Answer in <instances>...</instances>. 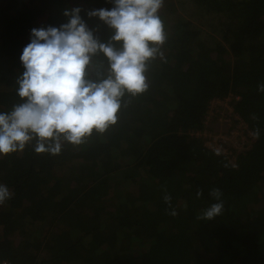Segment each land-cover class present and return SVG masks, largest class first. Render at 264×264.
I'll use <instances>...</instances> for the list:
<instances>
[{
  "label": "trees",
  "instance_id": "trees-1",
  "mask_svg": "<svg viewBox=\"0 0 264 264\" xmlns=\"http://www.w3.org/2000/svg\"><path fill=\"white\" fill-rule=\"evenodd\" d=\"M185 2L188 17L163 0V57L147 61V90L125 92L115 124L80 145L61 137L58 155L36 153V138L0 155V183L14 193L0 206V261L264 264V92L257 90L264 83V0ZM76 7L94 37L109 42L113 30L87 13L111 10L114 0H0V112L23 102L17 80L32 29L59 28L69 19L64 11ZM109 75L97 53L86 79ZM229 94L239 96L233 111L260 135L238 151L225 143L222 153L189 132L202 130L210 100ZM213 189L222 192L223 214L199 219L217 202Z\"/></svg>",
  "mask_w": 264,
  "mask_h": 264
},
{
  "label": "clouds",
  "instance_id": "clouds-1",
  "mask_svg": "<svg viewBox=\"0 0 264 264\" xmlns=\"http://www.w3.org/2000/svg\"><path fill=\"white\" fill-rule=\"evenodd\" d=\"M162 6L163 0H114L111 10L88 12L113 30L107 43L94 37L79 7L64 11L69 19L59 28L32 29L31 41L20 57L25 71L17 80V95L23 102L10 112H0V155L23 151L34 138L36 153L58 155L61 137L80 145L93 130L103 133L115 124L125 92L135 96L147 90V61L163 57L160 46L166 35L157 14ZM113 42L121 48L116 49ZM97 53L109 62L110 75L93 81L86 79V70ZM257 90L264 92V83ZM250 135L258 139L259 129ZM47 141L52 143L46 145ZM13 195L0 183V206ZM201 195L198 191L197 196ZM210 195L217 202L199 219L212 220L223 214L222 192L213 189ZM163 199L171 209L169 214L177 215L171 208V196L166 194Z\"/></svg>",
  "mask_w": 264,
  "mask_h": 264
},
{
  "label": "built area",
  "instance_id": "built-area-1",
  "mask_svg": "<svg viewBox=\"0 0 264 264\" xmlns=\"http://www.w3.org/2000/svg\"><path fill=\"white\" fill-rule=\"evenodd\" d=\"M239 100L238 95L229 94L223 99L214 98L209 101L208 109L203 119V128L199 131H190L189 136L200 138L203 146L214 151L225 153V143H228L237 151L240 150L249 139L250 131L238 114L233 111V103ZM218 127L214 133L211 127ZM0 264H10L7 260H1Z\"/></svg>",
  "mask_w": 264,
  "mask_h": 264
},
{
  "label": "rangeland",
  "instance_id": "rangeland-1",
  "mask_svg": "<svg viewBox=\"0 0 264 264\" xmlns=\"http://www.w3.org/2000/svg\"><path fill=\"white\" fill-rule=\"evenodd\" d=\"M172 1V3L174 4V7H175V9H176V12L178 11V13L180 14V13H183V14H187L186 16L188 17V13H191L190 12V6H189V4L188 3H186L185 2V0H171ZM185 3V4H182V3ZM193 12H194V10H193ZM197 12V11H196ZM195 13V12H194ZM185 16V15H184ZM193 20H194V24L195 25H197L198 27H200V28H205L206 29V27H210L209 29H207V31H208V33H210V31H214V30H216V28H213L214 27V25H210V24H201L200 22H198L195 18H192ZM226 20H227V17L226 16H223L221 19H220V21H219V23H223V22H226ZM224 24V23H223ZM212 34V33H211ZM213 35H215V34H213Z\"/></svg>",
  "mask_w": 264,
  "mask_h": 264
}]
</instances>
